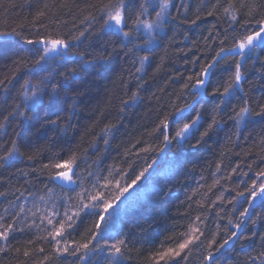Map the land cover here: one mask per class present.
I'll use <instances>...</instances> for the list:
<instances>
[{
    "label": "snow or ice",
    "instance_id": "6c2138e0",
    "mask_svg": "<svg viewBox=\"0 0 264 264\" xmlns=\"http://www.w3.org/2000/svg\"><path fill=\"white\" fill-rule=\"evenodd\" d=\"M191 4L192 0H86L83 4L40 0L41 6L30 19L0 26V64L7 67L0 74V260L10 253V264H125L133 248L151 242L148 230L137 225L138 231H132L128 223L152 197L163 194V188L153 182L157 160L152 154L187 148L195 155L212 134L225 130V124L236 141L253 126L264 130V97L256 99L245 91V84L256 82L249 81L250 72L264 82V0H198L190 14ZM207 17H214V22L203 37L205 53L215 44L214 55L193 53L185 61L192 64V70L171 78L181 83L163 106L162 97L153 93L156 120L130 147L125 146L119 163H108L123 115L142 101L150 56L165 40L171 43L177 35L187 40L183 26L199 27L197 22ZM26 27L32 30L29 35L24 34ZM114 56L130 60L134 71L129 79L137 83L119 98L113 120L97 133L94 129L113 98L96 108L95 118L82 127L79 116L89 110L94 87L87 77L101 75ZM225 62H232L222 69L227 79H215L216 70ZM22 69L27 71L18 80ZM205 104L210 105L208 121L199 110ZM41 106L51 115L37 131L44 129L51 135L43 146H35L21 129ZM259 147L264 151V135ZM132 155L151 163L146 159L137 171L135 162L128 160ZM246 167L248 171H243L237 163L231 169V174L251 181L241 179L244 188L235 197L226 199L224 192L230 189L225 188L208 207L193 201L195 191L188 197L205 212L217 209L220 219L225 218L221 212L227 205L235 212L240 198L245 199L248 207L239 211L237 219L227 217L230 230L222 240L219 225L216 232L206 235L208 217L200 213L178 235L156 246L147 264H188L193 252L202 256V264H218L223 250L233 242L242 247L254 238L264 242V234L255 230L259 216L249 214L257 198L264 210V166H258L254 178L249 177L253 164ZM10 169L16 170L17 181L22 178V183L5 176ZM216 171H221V163ZM231 174L223 179L231 181ZM219 183L214 180L212 187ZM86 220L90 221L87 225ZM249 223L254 226L250 232ZM257 259L264 264V252L248 264Z\"/></svg>",
    "mask_w": 264,
    "mask_h": 264
},
{
    "label": "trees",
    "instance_id": "16d2710c",
    "mask_svg": "<svg viewBox=\"0 0 264 264\" xmlns=\"http://www.w3.org/2000/svg\"><path fill=\"white\" fill-rule=\"evenodd\" d=\"M85 2L86 0H76V3L80 4ZM196 3H198V0H192L190 14L191 11H194ZM40 6V0H0V26L4 24L15 26L17 23L25 22V18L30 19L34 11ZM212 22H214V17H207L197 22L199 27L192 26L189 28L184 25L182 31L187 33V40L183 39V35H177L175 41L171 43L165 40L150 56V66L146 67L145 78L147 83L141 92L142 101L137 106L127 109L123 115L120 132L111 143L108 163H119L124 156L125 146L130 147L131 142H134L144 129L150 127L156 120L157 110L155 105L157 101L153 99V93L158 97H162L161 106H163V103L169 98V94L178 90L181 83V81L174 82L171 78L178 73H183L186 76L193 68L190 62L186 63L185 61L193 57V53L196 56L214 55L216 45H212V51L205 53L203 40V37L208 35V29L211 27ZM31 31L30 28L26 27L24 34L29 35ZM9 39L15 40L18 38ZM22 46L24 48L40 47L39 45ZM180 49H184V52L179 51ZM185 52L187 56L184 55ZM230 63L232 62H225L221 65V68L216 70L215 79L221 81L227 79L228 73L222 69L227 68ZM157 65H159L158 69ZM196 70H198V67ZM6 71V65L0 64V74ZM26 71V69H22L17 74V79L19 80L20 77L24 76ZM133 71L130 60L123 56H114L107 70L101 75L90 74L87 77L93 82L94 87L89 110L82 111L79 116V124L82 127L91 123L96 116L95 109L98 107L103 108L109 97L113 98L112 106L105 110V116L100 118V123L94 131L98 133L105 123L113 120L119 98L129 89L134 90L135 88L137 81L134 78L129 79V74ZM248 79L256 82L245 84V91H248L256 99L264 97V87L261 86L264 82L259 81L254 72L248 73ZM16 86L19 87L18 84ZM12 95L15 96V91L12 92ZM199 110L203 114L204 121L210 120V105L205 104ZM50 115L51 113L47 108L41 106L32 114L28 125L21 129L22 135L26 139H30L33 145L43 146L51 135V133L46 134L44 129L37 131L43 119ZM224 127V131L212 134L208 144L195 155H191L187 148L182 152L179 149H174L165 155H162V153L159 156L152 154V159L157 160V164L153 166L156 170L153 182L163 188V194L152 197L150 201L135 212L128 223V229L132 231H138L137 225L148 230L151 234V242L144 241L133 248L125 264H147L146 258L155 250L156 246L162 242L167 243L169 237L178 235L190 224L192 218L200 213H204L208 217L205 222L206 235L216 232L217 225H219V238L222 240L230 230L227 217L231 216L235 221L239 211L248 207L245 199L240 198V203L235 206L236 211H231L233 206L227 205L225 208L227 215H225V212H221V215L225 218L220 219L215 215L217 209L205 212L204 209L198 208L195 203L188 200V197L195 191L193 201H201L205 204V207H208V202L214 200L216 195L223 192L225 188L230 189V191L224 192L225 198L231 199L235 197L237 190H243L244 184L239 183L241 179L247 180L249 184L251 183L247 177L231 174V169L237 163H240L241 169L248 171L246 164L252 163L253 171L249 172V177L254 178V172L258 166H264V151H261L259 147V139L261 135H264V130L258 126H253L248 132L243 133L239 141H236L229 124H225ZM229 136H232L231 141L228 139ZM62 146L65 150L67 149L66 144ZM99 147H104L102 142L99 143ZM134 151L135 149H133ZM146 159L143 156L139 159L134 155L128 157L129 161L135 162L134 167L137 171L145 165ZM147 162L151 163V160L147 159ZM217 163H221L220 172L216 171ZM124 166L126 167V165ZM20 167H23V165H20ZM15 172V169H10L4 174L5 176H11L14 183H22V178L17 181ZM230 174L231 181L223 179L224 176ZM216 179H219L220 183L212 187ZM238 184L239 188L237 187ZM260 203L261 199L257 198L249 209V214L256 213L259 216L255 230L258 234H264V210L258 207ZM189 204L192 205L191 208L188 207ZM255 218L253 217V219ZM89 223L90 221H85L86 225ZM252 230H254V226L249 223L248 231ZM80 231H83V227ZM229 248H231L230 251ZM223 251L224 255L220 257L218 264H248L250 258L258 257L261 252H264V242L259 238H254L252 242L244 241L243 247L240 242H233L232 245L226 246ZM10 255V253L4 255L0 260V264H10ZM40 258L37 257L38 260ZM188 264H202V256L197 252H193ZM255 264H260V260L257 259Z\"/></svg>",
    "mask_w": 264,
    "mask_h": 264
},
{
    "label": "water",
    "instance_id": "95a60500",
    "mask_svg": "<svg viewBox=\"0 0 264 264\" xmlns=\"http://www.w3.org/2000/svg\"><path fill=\"white\" fill-rule=\"evenodd\" d=\"M167 152H168V151H167V149H166V150H165V152H164V153H162V154H163V155H165V154H167Z\"/></svg>",
    "mask_w": 264,
    "mask_h": 264
}]
</instances>
